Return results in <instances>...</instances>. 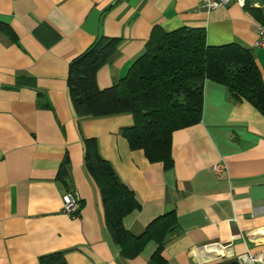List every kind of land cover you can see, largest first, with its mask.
<instances>
[{"label": "crops", "instance_id": "0c3cea01", "mask_svg": "<svg viewBox=\"0 0 264 264\" xmlns=\"http://www.w3.org/2000/svg\"><path fill=\"white\" fill-rule=\"evenodd\" d=\"M0 22L9 27L0 30V264H40L55 251L67 264H217L244 253L264 262L263 113L205 80L200 120L172 133L165 169L130 147L122 134L130 113L78 118L67 86L69 63L101 35L121 39L96 73L100 88L115 83L154 26L203 27L208 45L251 49L264 84V44H254L260 24L250 10L230 2L206 11L202 0H0ZM89 137L139 203L123 218L127 230L140 234L174 213L158 257L153 239L134 258L120 257L84 163ZM218 162L225 167L215 171ZM68 192L79 202L75 215L64 211Z\"/></svg>", "mask_w": 264, "mask_h": 264}, {"label": "trees", "instance_id": "16d2710c", "mask_svg": "<svg viewBox=\"0 0 264 264\" xmlns=\"http://www.w3.org/2000/svg\"><path fill=\"white\" fill-rule=\"evenodd\" d=\"M249 1L243 7L264 27V0H257L261 7H250ZM8 29L6 23L0 22V30ZM120 42L119 37L98 36L71 60L67 74L69 96L78 118L130 113L133 123L122 128V134L130 147L142 149L150 162H162L165 169L171 167L172 133L199 122L205 80L226 86L232 99L247 100L264 114V84L251 49L237 43L208 45L203 27L181 26L165 31L154 26L144 50L126 74L100 88L96 73L112 60ZM84 163L99 188L105 224L119 246L120 257L139 255L149 239L157 242L154 256L158 257L167 236L176 229L174 213L155 218L140 234L131 233L124 227L123 218L139 203L100 155L94 137L84 140ZM67 165L68 161L60 165L58 178L66 177ZM40 264L67 263L64 252L55 251L42 256ZM217 264L239 263L230 259Z\"/></svg>", "mask_w": 264, "mask_h": 264}, {"label": "built area", "instance_id": "2783aa9c", "mask_svg": "<svg viewBox=\"0 0 264 264\" xmlns=\"http://www.w3.org/2000/svg\"><path fill=\"white\" fill-rule=\"evenodd\" d=\"M246 0H202V7L208 11L215 9L219 6L226 5L230 2H235L239 6L243 7ZM256 46L264 44V27L259 26L258 28V38L254 43ZM225 164L223 162H218L213 165V169L215 171L224 169ZM63 203H64V211L70 215H75L76 211L79 209V202L74 193H65L63 195ZM239 264H255L256 262H260L259 257L257 255L251 254H242L237 258ZM261 264H264L261 263Z\"/></svg>", "mask_w": 264, "mask_h": 264}, {"label": "bare ground", "instance_id": "6f19581e", "mask_svg": "<svg viewBox=\"0 0 264 264\" xmlns=\"http://www.w3.org/2000/svg\"><path fill=\"white\" fill-rule=\"evenodd\" d=\"M215 251L214 252H216L217 251V249H214Z\"/></svg>", "mask_w": 264, "mask_h": 264}, {"label": "rangeland", "instance_id": "374dc122", "mask_svg": "<svg viewBox=\"0 0 264 264\" xmlns=\"http://www.w3.org/2000/svg\"><path fill=\"white\" fill-rule=\"evenodd\" d=\"M261 4V3H260Z\"/></svg>", "mask_w": 264, "mask_h": 264}]
</instances>
